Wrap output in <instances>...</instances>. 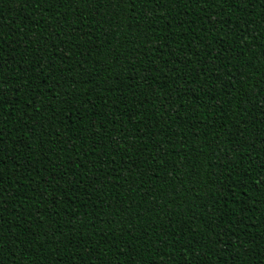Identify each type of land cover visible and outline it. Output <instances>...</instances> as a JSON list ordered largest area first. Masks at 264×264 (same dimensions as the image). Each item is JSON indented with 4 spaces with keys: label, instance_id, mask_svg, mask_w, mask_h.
Returning a JSON list of instances; mask_svg holds the SVG:
<instances>
[{
    "label": "trees",
    "instance_id": "16d2710c",
    "mask_svg": "<svg viewBox=\"0 0 264 264\" xmlns=\"http://www.w3.org/2000/svg\"><path fill=\"white\" fill-rule=\"evenodd\" d=\"M0 46V264H264V0H0Z\"/></svg>",
    "mask_w": 264,
    "mask_h": 264
},
{
    "label": "snow or ice",
    "instance_id": "6c2138e0",
    "mask_svg": "<svg viewBox=\"0 0 264 264\" xmlns=\"http://www.w3.org/2000/svg\"><path fill=\"white\" fill-rule=\"evenodd\" d=\"M41 2H46V0H41ZM58 3H60V6H63V4L66 2V0H57ZM109 0H105V3H108ZM153 3H158L159 0H152ZM180 0H177V4L179 5ZM185 3H189V2H198L201 4H205V5H210L214 2V0H184ZM232 2H234V0H232ZM87 3L89 5H91L93 3V0H87ZM132 6L134 7L135 4L133 3ZM229 6H231V3L229 4ZM219 22V21H218ZM238 27H241L240 25H238ZM248 43H251V41H248ZM0 50H2V46H0ZM0 87H2V84H0ZM264 91V90H262ZM4 99V96L2 93H0V102H2ZM63 103V101H62ZM72 115H75L74 112L71 113V115H69L67 117L68 120L72 119ZM73 183H75V180L73 181ZM121 211H123V209H121ZM223 222V221H222Z\"/></svg>",
    "mask_w": 264,
    "mask_h": 264
}]
</instances>
